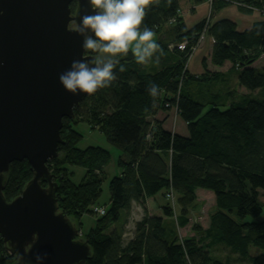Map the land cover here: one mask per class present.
I'll return each mask as SVG.
<instances>
[{
	"label": "trees",
	"instance_id": "1",
	"mask_svg": "<svg viewBox=\"0 0 264 264\" xmlns=\"http://www.w3.org/2000/svg\"><path fill=\"white\" fill-rule=\"evenodd\" d=\"M186 1L149 0L144 23L153 29L161 51L146 64L136 63L129 52L119 61L125 70L114 69L116 79L109 86L85 96L74 107V116L62 120L63 142L47 166L57 183L58 210L72 217L79 230L84 214L95 217L94 225L79 237L90 249L83 264H230L212 254L217 244L249 257L250 264H264V219L256 220L263 209L259 194L264 191V66L251 65L263 51L264 19L244 30L227 18L211 20L212 12L228 3L264 15L251 9L264 8V0H213L208 4L210 15L191 27L181 16ZM70 8L75 10V0ZM206 35L213 39L210 62L216 66L230 62L227 74L207 70L206 57L200 74L188 69L189 58ZM183 42L184 48H179ZM232 75L247 90L238 100L235 90L220 88ZM151 82L161 89L156 98L146 90ZM215 84L226 92L207 87ZM159 111L175 114L185 123L186 133L167 129L156 117ZM78 122L98 130L122 151L116 160L121 172L110 180L109 204L102 206L101 215L93 208L111 154L100 146L79 148L82 135L74 128ZM67 164L85 169L80 183L71 181ZM31 178L26 159L12 161L4 173V198L17 197ZM199 188L214 194V210L209 225L196 226L195 235L178 237L165 220L172 215L166 205L161 216L144 209L127 232L133 203L144 204L146 198L164 196L169 190L178 195L183 208L177 223L185 225L186 209ZM247 216L254 220L247 221ZM5 246L0 236V264H32L18 261ZM250 246L260 253L251 256Z\"/></svg>",
	"mask_w": 264,
	"mask_h": 264
},
{
	"label": "water",
	"instance_id": "2",
	"mask_svg": "<svg viewBox=\"0 0 264 264\" xmlns=\"http://www.w3.org/2000/svg\"><path fill=\"white\" fill-rule=\"evenodd\" d=\"M71 1L0 0V236L11 255L32 264L37 253L47 254L42 264H83L90 254L81 231L58 210L47 166L63 142V118L90 95H73L58 80L73 59L88 55L69 26L92 10L88 0H75L72 11ZM23 159L32 178L7 201L4 173Z\"/></svg>",
	"mask_w": 264,
	"mask_h": 264
},
{
	"label": "clouds",
	"instance_id": "3",
	"mask_svg": "<svg viewBox=\"0 0 264 264\" xmlns=\"http://www.w3.org/2000/svg\"><path fill=\"white\" fill-rule=\"evenodd\" d=\"M88 4L92 11L69 26L81 36V48L88 55L73 59L58 74L60 85L73 95L93 94L109 86L116 79L114 69L125 70L119 61L129 52L136 63L146 64L161 51L153 29L144 23L149 0H88ZM155 58L158 61L159 56ZM146 90L153 98L161 91L155 82ZM46 255L35 254L34 264H42Z\"/></svg>",
	"mask_w": 264,
	"mask_h": 264
},
{
	"label": "rangeland",
	"instance_id": "4",
	"mask_svg": "<svg viewBox=\"0 0 264 264\" xmlns=\"http://www.w3.org/2000/svg\"><path fill=\"white\" fill-rule=\"evenodd\" d=\"M209 15H210L209 5L208 4H205L204 6L200 5L194 12L189 11L183 17V21L186 27H191L194 25L196 21H198V19H200V17L202 16L208 17ZM256 17H260L264 19V15H261L260 13L254 12L249 14V12H245L240 7H238L237 4L228 3L227 5L223 6L221 9L214 10L212 12L211 20L227 18L236 23L237 25L236 27L238 30H244L250 28L253 24L252 23L250 24V26H247L248 23H245L244 20L249 21L252 18H256ZM154 39H156V35ZM207 40L209 41L210 39L206 35L204 42ZM204 46L205 44H202V46L198 48L189 58L188 68L190 72L193 74H198L195 72L200 71L203 68L201 65V56H202L201 54ZM209 64H211V66L213 67V64L211 62ZM262 66H264V51L259 53L257 59L254 61V67L260 69ZM207 87H210L211 90L216 93L218 91L226 92L224 90H218L219 89L218 84H215L213 86L208 85ZM220 88L222 89L229 88L235 90V92H233V94L237 96L235 100H238L239 97L244 94L243 92H245L244 89L242 88L238 89L236 82L233 78V75L230 76L229 80L225 83V85H223ZM260 93H261L260 97H262V92ZM252 95L258 96V94L255 93H252ZM74 128L82 135L81 140L77 144L79 148H85L88 146H100L107 149L111 154L110 160L106 165V167L104 168L101 193L96 202L97 204L96 206H107L109 204V199H110L109 183L112 177L117 175L116 172L118 166L116 165V160L117 157L122 153V151L117 146L111 144L106 139L105 135H103L98 130L91 129L89 125L85 122L75 123ZM65 167L70 172V178L73 183L78 184L84 179L85 169L83 167H80L78 165H71V164H67ZM195 194H196V199L186 209L185 217L187 219V223L183 226H179L177 223V219L180 216L181 212L183 211V208L178 202V195L176 193L174 196V200L172 201L167 199L166 195L163 196V194L158 195L160 198L159 203L154 201V204H156L157 209L160 210L162 214H163L162 208L165 205L171 209L172 215L169 216L168 218L165 217V220L169 225H171L175 229V232L179 238L180 237L184 238L188 236L190 237L195 235V232L193 231L194 228L196 226H200L201 228L203 226H206L210 219V214L214 210V199L207 190L199 188L196 190ZM259 199L263 204V209L261 215L258 218H256V220L264 219V191H260ZM145 203L146 202H144V204L133 203L131 215L129 217V222L127 223L126 226L128 233L133 230L134 223L143 216L144 209H146V212L149 213ZM70 219L74 223V226L77 225V223L75 222V220L72 219V217H70ZM245 219L247 221L254 220V218L250 216H247ZM81 223L82 225L80 227V230L81 233L83 234L85 232H88L89 229L94 225L95 217H93L91 214H84L81 217ZM191 231L193 232V235H189ZM249 251L251 256L260 253L259 248L254 246H250ZM211 252L216 258L222 260H229L230 264H250L249 257L241 256L231 251L228 247L224 246L223 244L214 245L211 248Z\"/></svg>",
	"mask_w": 264,
	"mask_h": 264
},
{
	"label": "crops",
	"instance_id": "5",
	"mask_svg": "<svg viewBox=\"0 0 264 264\" xmlns=\"http://www.w3.org/2000/svg\"><path fill=\"white\" fill-rule=\"evenodd\" d=\"M205 4H208V3L206 1H204V0L203 1H198V2H194L193 0H187L186 1V5L181 9V16L184 17L189 11L194 12L200 5L204 6ZM252 13H254V12H252ZM249 14H251V13H249ZM204 17L205 16L200 17V19H198V21L201 20ZM262 19L263 18L256 17V18H252L249 21L244 20V19L243 20L245 21V23H248L247 26H250V24L254 23L255 21L262 20ZM212 43H213V39H210L209 41L207 40L205 42L203 41L202 44H205V46H204L202 54H201L202 55L201 56V62H202V59L204 57H206L205 64H206V69L207 70L218 71V72L227 74L229 69H230V67H231V63L230 62L227 61L221 66L213 65V67L211 66V64H209L210 63V55L209 54L211 53ZM251 65L254 66V62ZM202 71H203V68L200 71H197L195 73L200 74ZM233 78H234V80L236 82V85H237L238 89L239 88L244 89L243 87H241L240 85L237 84V80H236V77H234V75H233ZM244 91H245V92H243L244 94L247 93V90L244 89ZM166 113L167 112L159 111L156 114V117L159 118V119L164 120V126L167 129H169V130H171L173 132L176 131V132H179L181 134H185L186 133L185 123L182 122L178 117H176L175 114L171 115L170 113L169 114H166ZM120 172H121V170L119 168H117V172H116L117 175L120 174ZM207 191L212 195V197L214 199V194L211 191H209V190H207ZM158 195L159 194H157L155 196H152V197H148V198L145 199V202H146L145 204L147 206V209H148L150 215H158V216L163 215L161 213V211L157 209L156 204H154V201L158 202V203L160 202V198H159ZM208 225H209V221H208L207 225L203 226L202 228L204 229ZM81 235H82V233H81ZM189 235H193V232L191 231Z\"/></svg>",
	"mask_w": 264,
	"mask_h": 264
},
{
	"label": "built area",
	"instance_id": "6",
	"mask_svg": "<svg viewBox=\"0 0 264 264\" xmlns=\"http://www.w3.org/2000/svg\"><path fill=\"white\" fill-rule=\"evenodd\" d=\"M205 1H206L208 4H210V3L213 2V0H205ZM251 9H252V10H256V11H260V12H262V13L264 14V8L259 9L258 7L251 6ZM199 44H200V43H199ZM184 45H185V42L179 44L178 47H179V48H184ZM192 50H195V49H194V46L192 47ZM166 197H167V199H169L170 201H172V200H174V193H173L171 190H169V191L166 193ZM93 210H94V212H95L97 215H98V214L101 215V214H103V213L105 212V208L102 207V206H95V207L93 208Z\"/></svg>",
	"mask_w": 264,
	"mask_h": 264
}]
</instances>
